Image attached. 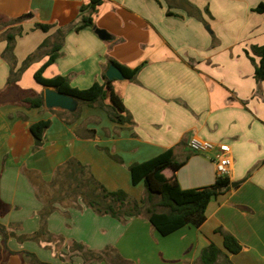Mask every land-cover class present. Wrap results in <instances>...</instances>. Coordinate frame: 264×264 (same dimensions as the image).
<instances>
[{
    "label": "crops",
    "instance_id": "0c3cea01",
    "mask_svg": "<svg viewBox=\"0 0 264 264\" xmlns=\"http://www.w3.org/2000/svg\"><path fill=\"white\" fill-rule=\"evenodd\" d=\"M88 1L0 0V91L9 74L1 56L4 34L20 29L12 31L17 69L57 29L76 24ZM185 1L192 7L185 8L183 0H101L93 27L67 32L60 55L44 70L85 89L104 81L110 60L139 67L133 80H111L132 124L117 125L98 107L81 106L75 115L16 105L12 88L0 95V225L9 235L6 250L0 235V264H36L32 258L110 264L85 261L72 243L93 252L111 247L130 264H191L210 242L222 248L217 230L241 246L229 257L231 264H264V79L256 83L258 58L250 53L252 45L264 44V15L251 11L264 0ZM22 15L29 16L8 22ZM93 28L105 30L109 39L100 40ZM45 61L44 56L33 67ZM38 121L49 125L36 144L29 126ZM191 136L230 146L228 177L237 183L209 201L199 227L186 225L162 236L143 217L121 222L98 215L69 194L62 177L65 163L74 159L106 190L139 200L143 185L131 183L129 165L172 149L175 160L188 155L175 172L181 189L212 185L214 165L209 156L189 150ZM45 206L54 208L44 222L56 238L19 240L39 230Z\"/></svg>",
    "mask_w": 264,
    "mask_h": 264
},
{
    "label": "trees",
    "instance_id": "16d2710c",
    "mask_svg": "<svg viewBox=\"0 0 264 264\" xmlns=\"http://www.w3.org/2000/svg\"><path fill=\"white\" fill-rule=\"evenodd\" d=\"M183 3L185 8L192 7L185 0H183ZM100 4L101 0H89L87 4L82 5L78 12V22L76 24L64 29H57L51 37L46 38L30 53L17 69H15L16 60L12 52L15 38V33H12V31L20 34V29L7 31L3 37L6 46L1 56L9 65V74L0 95L7 89L12 88L17 92V96L13 101L14 104L26 108L43 106V94L23 90L18 87L17 82L31 63L45 56L46 61L33 73V79L44 88H53L56 92L75 99L77 107L72 114L76 115L81 106L98 107L106 113L111 122L117 125L132 124L121 99L112 89V81L107 80L104 74L102 75L104 79L102 83L94 82L85 89L72 87L66 76L56 75L50 78L43 76L44 70L60 55L65 34L69 31L78 32L84 28H92V14L96 12V7ZM251 11L264 15V4L258 3ZM195 14L198 15L197 10ZM28 16L22 15L8 20V22H19ZM35 27L42 31L48 29L47 25L41 24H36ZM250 53L258 58V62L255 64L249 52L245 51L246 56L254 64V79L256 83H259L264 79V44L252 45ZM109 63L117 66L127 80H133L139 71V67L130 69L113 60H110ZM48 125L49 121H38L29 126V131L36 144L40 142L42 133ZM187 158L188 155L181 160H175L172 149H168L147 161L129 165L128 171L131 183L136 185L141 182L143 185L144 195L139 200L132 198L123 190L112 192L106 190L85 166L74 159H70L65 163L62 177L69 181V194L74 197L79 196L82 202L96 214L109 215L121 222H125L131 217H143L155 231L162 236H166L186 225L199 227L205 220L204 212L209 201L230 189L231 181L228 176L215 177L214 183L209 186L181 189L175 177V172L185 163ZM165 170H170L171 174L165 176ZM53 209L45 206L40 212L41 226L39 230L32 235L20 237L19 240L39 241L40 239L52 240L56 238L47 232L44 222L45 216ZM217 232L222 235V248H218L210 242L201 249L198 258L191 264H231L229 257L237 254L241 250V246L234 236L224 234L220 230H217ZM0 235L3 247L6 250L4 244L9 235L6 234L4 227L1 225ZM71 249L73 252L82 255L87 262L104 260L110 264H130L111 247H106L100 252H93L85 249L79 243H72ZM32 260L36 264H46L35 258H32Z\"/></svg>",
    "mask_w": 264,
    "mask_h": 264
},
{
    "label": "built area",
    "instance_id": "2783aa9c",
    "mask_svg": "<svg viewBox=\"0 0 264 264\" xmlns=\"http://www.w3.org/2000/svg\"><path fill=\"white\" fill-rule=\"evenodd\" d=\"M187 146L193 153L209 156L214 165L215 177L228 176L231 169V149L226 143H212L195 136L189 137Z\"/></svg>",
    "mask_w": 264,
    "mask_h": 264
},
{
    "label": "water",
    "instance_id": "95a60500",
    "mask_svg": "<svg viewBox=\"0 0 264 264\" xmlns=\"http://www.w3.org/2000/svg\"><path fill=\"white\" fill-rule=\"evenodd\" d=\"M94 33L100 40H108V33L99 28H93ZM105 77L107 80H123L124 75L122 71L115 65L109 64ZM43 105L50 109H59L63 111L73 112L77 107V101L70 96L56 92L53 88L45 87L43 90ZM236 182H232L230 187L236 186Z\"/></svg>",
    "mask_w": 264,
    "mask_h": 264
},
{
    "label": "rangeland",
    "instance_id": "374dc122",
    "mask_svg": "<svg viewBox=\"0 0 264 264\" xmlns=\"http://www.w3.org/2000/svg\"><path fill=\"white\" fill-rule=\"evenodd\" d=\"M34 63H31L22 73L23 75L19 82V87L27 91H32L33 93L36 94L37 90L42 89V87L39 84H37L33 79V73L38 68V67H33ZM43 76L50 77L51 73L49 71H44Z\"/></svg>",
    "mask_w": 264,
    "mask_h": 264
}]
</instances>
